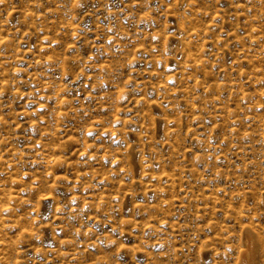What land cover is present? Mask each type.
Returning <instances> with one entry per match:
<instances>
[{
  "label": "rangeland",
  "instance_id": "obj_1",
  "mask_svg": "<svg viewBox=\"0 0 264 264\" xmlns=\"http://www.w3.org/2000/svg\"><path fill=\"white\" fill-rule=\"evenodd\" d=\"M246 234L264 264V0H0V264H242Z\"/></svg>",
  "mask_w": 264,
  "mask_h": 264
},
{
  "label": "bare ground",
  "instance_id": "obj_2",
  "mask_svg": "<svg viewBox=\"0 0 264 264\" xmlns=\"http://www.w3.org/2000/svg\"><path fill=\"white\" fill-rule=\"evenodd\" d=\"M250 230V229H249ZM248 233H249V231H247ZM250 234V233H249ZM247 236H245L246 237V240H248L251 244V246H250V248L245 244V250L241 253V257H242V259L241 260H243V263L242 264H250L251 262H250V260L251 259H254V257H255V251H254V242H253V237H252V235H248V234H246ZM252 237V238H251ZM256 240V239H255ZM255 242H257V241H255ZM245 243H247L246 241H245ZM249 244V243H248ZM256 244V243H255ZM254 261V260H253ZM253 264V263H252Z\"/></svg>",
  "mask_w": 264,
  "mask_h": 264
}]
</instances>
